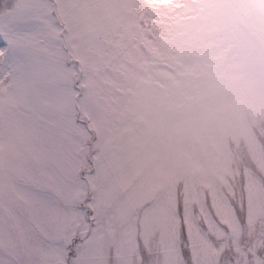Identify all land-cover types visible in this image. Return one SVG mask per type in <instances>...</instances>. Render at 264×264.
<instances>
[{
	"label": "rangeland",
	"instance_id": "obj_1",
	"mask_svg": "<svg viewBox=\"0 0 264 264\" xmlns=\"http://www.w3.org/2000/svg\"><path fill=\"white\" fill-rule=\"evenodd\" d=\"M0 264H264V0H0Z\"/></svg>",
	"mask_w": 264,
	"mask_h": 264
}]
</instances>
